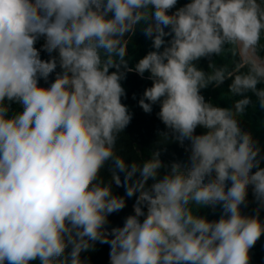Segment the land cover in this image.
<instances>
[{"label": "clouds", "instance_id": "1", "mask_svg": "<svg viewBox=\"0 0 264 264\" xmlns=\"http://www.w3.org/2000/svg\"><path fill=\"white\" fill-rule=\"evenodd\" d=\"M177 2L0 0V264H87L81 253L97 242L109 245V264H250L264 222L259 208H241L250 188L264 207V156L240 117L252 96L264 110V0H190L169 14ZM141 24L155 50L133 69L125 37ZM226 53L238 57L232 70L212 60ZM131 71L152 80L143 111L159 103V119L188 142L187 163L162 176L159 152L131 164L116 152L132 119L121 100ZM226 80L239 97L231 108L202 95ZM125 197L133 214L109 230ZM217 205L218 220L196 213Z\"/></svg>", "mask_w": 264, "mask_h": 264}, {"label": "trees", "instance_id": "2", "mask_svg": "<svg viewBox=\"0 0 264 264\" xmlns=\"http://www.w3.org/2000/svg\"><path fill=\"white\" fill-rule=\"evenodd\" d=\"M190 0H178L177 5L170 10L169 14L175 12L178 8L182 7ZM144 24L138 25L134 34H129L125 37L127 40V54L125 60L128 63L129 68H135L136 63L143 58L148 52L155 50L153 48L152 38L144 35ZM167 31V29H166ZM171 37H165V40H169ZM44 43V39L41 38L36 43L38 49ZM53 55H56L53 53ZM42 59H49L48 53L41 51ZM212 60L217 66L227 65L229 70L238 63V57L232 56L230 53H226L222 57H212ZM197 67L208 72L209 61L202 59L197 62ZM241 67H243L241 65ZM60 68L56 69V72L49 76L48 81L40 80L41 86H48L54 81L56 73L60 72ZM115 71V69H110ZM149 73H145L144 77L138 75L135 71L127 72L126 78L121 81L122 86L125 89L126 96L122 97V103L128 107L129 113L132 115V119L126 129L119 134L116 152L118 155L124 158L126 163L132 162L143 163V161L149 159L154 152L160 153V159L163 161L165 168L161 169V176L168 170H170L171 164L178 162L185 164L188 161L189 153L186 151L187 141L184 146L174 139L170 131L162 123L158 117L160 111L159 103L153 105L151 113H145L139 106V100L143 97V93L146 88L152 86V80H150ZM231 80H226L222 85L216 87L209 85L207 88L202 89V95L205 99L220 107L231 108L234 101L239 97L232 96L229 92L228 86ZM264 87V85H260ZM251 96L252 94L249 93ZM147 102V101H146ZM18 110V105H12V111ZM241 126L250 131L254 138L258 140L259 147L261 149V156H264V110L260 109L255 96H252V104H250L244 114L240 117ZM204 130L197 128V134L202 133ZM167 133V135H165ZM261 167H264V161H262ZM110 163L106 164L101 170L100 176L105 183L111 182V172L109 168ZM123 180V173L120 174ZM151 183V181H149ZM113 194L118 196H125V189L123 187H117L112 184ZM126 199V207L115 212L108 217L109 223L107 228L109 230L114 227L116 222L124 223V219L128 216L129 211H133V204L135 197ZM247 206H242L241 212L244 215L254 216L257 214L259 208V219L264 222V207H259L255 201L251 188L248 192ZM128 212V213H127ZM222 212L220 205H217L215 209L211 207H203L196 209V213L201 216H207L209 220H218ZM127 213V214H125ZM109 245L100 244L97 242L94 249L82 252L81 259L85 260L87 264H109ZM250 264H264V235L256 242L255 246L250 249ZM32 264H39L38 261L32 262Z\"/></svg>", "mask_w": 264, "mask_h": 264}, {"label": "crops", "instance_id": "3", "mask_svg": "<svg viewBox=\"0 0 264 264\" xmlns=\"http://www.w3.org/2000/svg\"><path fill=\"white\" fill-rule=\"evenodd\" d=\"M128 213V212H127ZM127 213H125V214H127ZM130 214H133V211H129V214L128 215H130ZM123 225V223L122 222H116L115 223V225H114V227H117V226H122ZM106 227H107V225H106ZM109 229V228H108ZM82 255V254H81Z\"/></svg>", "mask_w": 264, "mask_h": 264}]
</instances>
